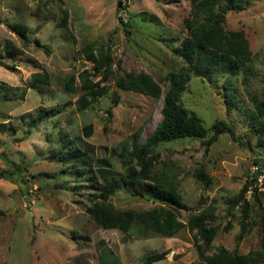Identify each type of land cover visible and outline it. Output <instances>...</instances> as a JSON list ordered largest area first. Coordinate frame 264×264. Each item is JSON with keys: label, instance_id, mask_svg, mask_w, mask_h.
Returning <instances> with one entry per match:
<instances>
[{"label": "rangeland", "instance_id": "obj_1", "mask_svg": "<svg viewBox=\"0 0 264 264\" xmlns=\"http://www.w3.org/2000/svg\"><path fill=\"white\" fill-rule=\"evenodd\" d=\"M190 8L189 0H0V52L7 41L19 49L0 66V264H143L148 254L164 250L166 257L152 264H205L186 226L173 237L138 235L104 228L85 211L97 193L90 179L101 182L96 162L123 173L117 152L134 134L143 141L162 118L167 74L184 65L173 48L186 34L184 19ZM16 23L27 27L31 43L24 44L11 30ZM226 29L241 31L251 51L249 70L227 76L239 108L228 113L221 89L195 76L180 102L208 128L219 119L230 123L243 143L226 132L207 150L196 138L163 142L156 148L154 170L180 193L181 220L202 209L213 211L220 228L207 253L221 245L246 254L260 247L262 232L254 221L264 213V186L258 201L246 193L252 225L239 242V209L227 213L226 199L235 196L256 170V137L247 126L246 111L253 109V98H264V0L229 11ZM88 42L107 48L114 59L113 74L106 93L78 109L77 99L83 94L78 74L92 72V63L81 51ZM126 71L150 75L160 87V97L117 87L115 76ZM36 73L41 75L38 82L33 80ZM71 76L73 91L66 92L64 84ZM225 78L218 75L216 80L221 84ZM52 106H62V111L33 121L39 108ZM87 125L89 135L83 132ZM62 135L89 152L83 174L53 159L61 152ZM261 160L264 163V156ZM197 170L207 175V183L196 176ZM130 189L123 186L110 196L115 208L143 210L155 205L131 195Z\"/></svg>", "mask_w": 264, "mask_h": 264}, {"label": "trees", "instance_id": "obj_2", "mask_svg": "<svg viewBox=\"0 0 264 264\" xmlns=\"http://www.w3.org/2000/svg\"><path fill=\"white\" fill-rule=\"evenodd\" d=\"M251 0H189L191 8L189 15L184 19L186 34L173 48V53L179 56L184 65L177 72H169L166 80L169 84L164 93L161 108L162 118L155 125L152 132L139 141L137 135L131 137L129 145H123L117 152L123 165L124 172L117 173L110 169L108 163L100 161L96 173L101 182L90 179V183L97 190L91 203L85 211L98 225L104 228H117L125 232L138 235H147L149 232L163 237L175 236L183 227H187L191 234L193 247L198 258L205 264H264V213L261 218L254 221L261 228L262 238L257 250H250L240 254L235 249L230 250L224 246H217L211 254L213 240L220 228L214 223L213 211L209 208L202 209L189 215L186 221L178 217V210L184 206L181 195L176 186L165 178L163 173L155 172V162L158 157L156 148L163 142H171L183 138L201 139L207 150L217 140L220 133L229 135L243 143V140L234 134V126L225 120L215 121L209 128L195 113L189 112L181 102L182 93L188 87L192 76L205 78L216 88L221 89L223 103L229 113L233 108H239L237 95L232 82L227 76H235L240 72L249 70L247 60L251 51L244 34L238 30H227L226 20L229 11H241ZM11 30L24 44L31 43L27 27L16 23ZM37 46H41L35 40ZM46 48V45L43 46ZM81 51L88 61L92 63V72L83 70L78 74L80 88L83 94L77 99L78 109H83L96 101L107 91L106 82L112 71L113 57L103 45L96 46L94 42L85 43ZM19 49L7 41L4 43L3 52H0V66L5 57H13ZM119 67V63L117 64ZM218 75L226 78L221 84L216 80ZM41 75H33L34 81H40ZM43 76V75H42ZM92 77H98L93 80ZM42 78V77H41ZM65 81L64 89L72 92V81ZM115 85L121 89L142 93L153 98L160 97V87L147 73L125 72L117 74L114 78ZM119 101L118 94H114L112 103ZM253 109L246 111V123L249 131L256 137L257 154L254 159L256 170L246 178L242 187L235 196L226 199L227 213L230 215L238 207L240 213V232L236 235L239 242L243 235L251 229L250 204L246 198L249 191L258 201L259 190L258 176L264 174V98H253ZM62 111V106L39 108L33 121L41 122L45 118L56 116ZM110 113V112H109ZM85 135L91 133V126H84ZM212 132L211 134H209ZM61 152L53 157L58 162L72 166L79 175L85 171L84 165L89 162L90 154L87 150L79 148L76 141L62 135L60 137ZM115 153V150L111 151ZM77 163L81 165L76 166ZM196 176L207 183L208 177L202 170L196 171ZM123 186L130 187L133 196H139L155 202L148 209H117L109 200L110 196ZM264 186V181L261 183ZM224 226V229H228ZM168 250L148 254L143 264L163 260ZM101 264H106L102 261ZM114 264V263H113Z\"/></svg>", "mask_w": 264, "mask_h": 264}, {"label": "built area", "instance_id": "obj_3", "mask_svg": "<svg viewBox=\"0 0 264 264\" xmlns=\"http://www.w3.org/2000/svg\"><path fill=\"white\" fill-rule=\"evenodd\" d=\"M257 168V167H256ZM264 181V174H260L259 176H258V182H259V190L260 189H262V186H261V183Z\"/></svg>", "mask_w": 264, "mask_h": 264}, {"label": "water", "instance_id": "obj_4", "mask_svg": "<svg viewBox=\"0 0 264 264\" xmlns=\"http://www.w3.org/2000/svg\"><path fill=\"white\" fill-rule=\"evenodd\" d=\"M120 5H121V2L119 1V2H118V6H120Z\"/></svg>", "mask_w": 264, "mask_h": 264}]
</instances>
